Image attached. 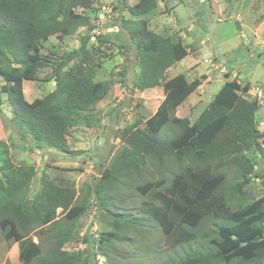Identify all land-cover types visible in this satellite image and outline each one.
Returning a JSON list of instances; mask_svg holds the SVG:
<instances>
[{
	"label": "trees",
	"instance_id": "16d2710c",
	"mask_svg": "<svg viewBox=\"0 0 264 264\" xmlns=\"http://www.w3.org/2000/svg\"><path fill=\"white\" fill-rule=\"evenodd\" d=\"M116 1L128 11L119 28L136 51L138 73L128 88L144 92L161 87L164 98L151 116L138 115L137 121L119 131L117 137L125 147L112 155L98 184L78 191L71 182L41 175L34 198L29 199L36 170L16 166L11 145L0 138V238L18 244V264H93L91 238L79 239L72 227L62 226L57 210L72 225L92 200L98 204L105 193L122 189L125 177H142L150 165L169 170L174 160L180 166L168 184L162 177L135 185L146 199L141 214L158 224L164 235L168 246L161 254L196 241L198 235L203 243L159 264L259 263L264 259V193L250 200L246 186L253 178H264V131L258 130L256 118L264 107L249 93L250 84L226 80L194 122L177 117V107L200 83L189 82L183 73L172 78L166 74L189 55V45L179 35L149 29L144 17L156 11L157 0H138L130 7L126 0ZM95 11L93 0H0V94L11 109L13 130L22 141L31 139L36 150L78 154L67 144L71 130L89 124L87 112L112 87V81H96L98 65L87 48L97 28L90 15ZM81 28L85 34L78 48L60 54L57 46H46L51 38L60 42ZM44 71L41 81L53 82V90L26 101L23 83L38 81ZM168 124L177 132L163 140L159 134ZM257 154L263 172L255 169L252 155ZM110 205L105 202L104 207L109 230L98 239L104 259L107 245L136 225L133 216H118ZM79 240L84 249H66Z\"/></svg>",
	"mask_w": 264,
	"mask_h": 264
},
{
	"label": "rangeland",
	"instance_id": "374dc122",
	"mask_svg": "<svg viewBox=\"0 0 264 264\" xmlns=\"http://www.w3.org/2000/svg\"><path fill=\"white\" fill-rule=\"evenodd\" d=\"M93 1L96 11L90 15L95 17L97 28L90 34L87 48L98 65L96 81H112V87L94 109L87 112L89 124L84 122L71 130L67 144L71 151L78 154L36 150L31 139L22 141L12 128V114L6 97L0 94V138L11 145V156L16 166H32L36 170L29 199L34 198L41 175L58 183L71 182L77 191L84 185L98 184L100 174L104 167L110 165L112 155L125 147L117 137L119 131L137 121L138 115L144 118L151 116L164 97L162 88L144 92H132L128 88L138 73L135 48L119 28L121 18L129 17L128 11L122 10L116 0ZM137 2L126 0V5L130 7ZM157 4L156 11L144 17L149 29L163 35L181 33L184 35V43L190 47L189 55L167 72V78L183 73L189 82L200 83L197 91L178 108V117L194 122L226 80L237 81L241 86L248 83L249 93L253 91L252 94L256 95L254 89H259L264 99V0H232L230 3L224 0H157ZM83 34L85 29L60 42L53 37L46 46H57L61 54L78 48ZM45 73L40 74L38 81L23 83L26 101L41 98L53 90V82L41 81ZM260 105L264 107V100ZM256 118L257 128L263 132L264 113L257 112ZM142 126L143 122L138 125ZM176 132L177 128L168 124L161 129L159 137L169 139ZM252 157L256 163L255 169L262 171L260 156L257 154ZM179 166L174 160L169 163V170L146 166L142 177H125L122 189H112L105 193V198H101L98 203L103 204L101 209L98 200H92L85 214L72 225L61 218V210L58 209L60 224L72 227L79 239L85 235L91 238L93 264H159L166 257L194 249L203 243L199 235L196 241L161 254L168 243L163 242L164 235L158 224L141 214L144 208L142 203L146 199L134 188L135 185L162 177L168 184ZM246 193L250 200L260 197L264 193V178H253L246 186ZM105 202L111 204L109 208L116 215L133 216L132 221L136 225L133 223L134 227L128 229L122 239L113 240L107 245L110 249H105L108 256L104 259L100 254L103 252L98 239L103 231L109 230L107 225L110 218L104 210ZM41 244L45 251L44 243ZM84 248L85 244L81 240L66 246L70 252ZM18 263V244L0 238V264ZM233 264H264V259L259 263Z\"/></svg>",
	"mask_w": 264,
	"mask_h": 264
},
{
	"label": "crops",
	"instance_id": "0c3cea01",
	"mask_svg": "<svg viewBox=\"0 0 264 264\" xmlns=\"http://www.w3.org/2000/svg\"><path fill=\"white\" fill-rule=\"evenodd\" d=\"M81 30H83V28L79 29L78 32H80ZM179 36H180V37H183L182 39L184 40V35H182V34L180 33ZM174 66H175V65H174ZM174 66L170 67V68L167 70V72H168V71H171V70L173 69ZM177 74H179V73H177ZM177 74L173 75L172 77L176 76ZM172 77H170V78H172ZM198 87H199V86H198ZM198 87H197V89H198ZM158 88H161V87H158ZM154 89H157V88H154ZM197 89H196L195 91H197ZM149 90H153V89H149ZM149 90H147V91H149ZM162 90H163V89H162ZM195 91H194V92H195ZM194 92H193L192 94H190V96L193 95ZM163 93H164V92H163ZM190 96H189V97H190ZM189 97H188V98H189ZM163 98H164V97H163ZM188 98H187V99H188ZM162 100H163V99H162ZM183 103H184V102H183ZM183 103H182V104H183ZM182 104H181V105H182ZM181 105H179V106L177 107V109H176V114H177L178 108H179ZM156 109H157V108H156ZM155 111H156V110H155ZM263 113H264V109H263ZM176 116H177V115H176ZM177 117H178V116H177Z\"/></svg>",
	"mask_w": 264,
	"mask_h": 264
},
{
	"label": "built area",
	"instance_id": "2783aa9c",
	"mask_svg": "<svg viewBox=\"0 0 264 264\" xmlns=\"http://www.w3.org/2000/svg\"><path fill=\"white\" fill-rule=\"evenodd\" d=\"M205 62L208 63L207 60H206ZM249 90H250V89H249ZM254 90H256L257 94H256V95L252 94L253 91L250 92V94H251L252 96H254V97H257V99H258V101H259V104H262V102H263L264 99H263V97H262V95H261L259 89H254ZM261 100H262V101H261Z\"/></svg>",
	"mask_w": 264,
	"mask_h": 264
}]
</instances>
